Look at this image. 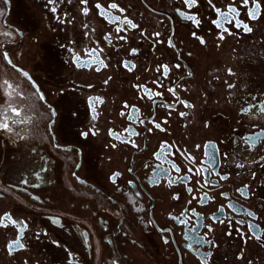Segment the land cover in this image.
Segmentation results:
<instances>
[{
    "label": "flooded vegetation",
    "instance_id": "af4514ba",
    "mask_svg": "<svg viewBox=\"0 0 264 264\" xmlns=\"http://www.w3.org/2000/svg\"><path fill=\"white\" fill-rule=\"evenodd\" d=\"M261 5L0 0V264H264Z\"/></svg>",
    "mask_w": 264,
    "mask_h": 264
},
{
    "label": "snow or ice",
    "instance_id": "6c2138e0",
    "mask_svg": "<svg viewBox=\"0 0 264 264\" xmlns=\"http://www.w3.org/2000/svg\"><path fill=\"white\" fill-rule=\"evenodd\" d=\"M5 2H7V0H5ZM50 2H52V0H50ZM81 3L82 4H86L87 3V0H81ZM184 3L189 8H191V7H193L197 3V0H184ZM209 3L211 4L212 3V0H209ZM241 6L247 8V10H248V16H249L250 19H256L260 15V10H261V6H262L261 5V0H241ZM96 7L98 9H100V14L101 15H106L105 10L103 9L102 5H100L99 3H97ZM108 7L111 8V9H118L121 12L123 11V9H119V6L116 3H111ZM213 8L216 11L217 17H218L216 20L213 21V23L215 24V26L217 28L221 29V33H220V37H219L220 39H223L224 38V33L225 32H229V29H227V28L224 27V24L225 23H233V21H234L235 22V27L243 28V30L246 31V32H250L251 31V28L247 24L243 23L242 21H240L238 19V17H239V9L236 6H234L233 4H229L227 6L226 11L225 10H221L220 8H216L215 5H213ZM52 10L55 11V8H53ZM83 11H84L85 14H87L88 9L87 8H84ZM0 15H3V13L0 12ZM181 15H184V13H181ZM185 18L193 21L197 25L199 24V20H197V18L195 16H186ZM113 20L119 21L120 20V17L119 16L113 17L112 19L109 20V22L111 23V22H113ZM123 23L129 25L132 28H136L137 27V25L134 24V23H132L130 20H128L127 17L124 18ZM121 30L122 29L119 28V27H117V29H116V31L118 33ZM156 35L158 36L159 33H156ZM120 38L123 39V37H120ZM203 42L204 41L201 39V43H203ZM169 43L171 44V39H170ZM133 52H135V50H133ZM86 54L88 56L95 57L96 50L93 49V50L87 52ZM5 59H7V53H5ZM76 61H77V66H91V63L95 62L94 60L93 61L80 62L79 57H76ZM99 63L102 66H106V65H103V61H99ZM163 69H164V73L166 74L168 72V66L167 65L163 66ZM98 70L99 69H97V71ZM25 75H27V74H25ZM5 83H7V82H5ZM9 87H11V85H9ZM140 87H142V86H140ZM169 91L170 92H173V94L175 95V90L174 89H169ZM157 95H158V93H157ZM42 98L43 97H41V99ZM96 101L98 103H102L103 102L100 98H96ZM185 106L190 107V105H187V104ZM125 107H127V105ZM135 111L136 110L134 109V112ZM243 111L247 112L248 109H243ZM261 111L264 112V108H261ZM93 112H95V108H93ZM122 115H123V113H122ZM181 115H186V114L185 113H181ZM93 118H95V116ZM129 118L130 119L132 118V115L131 114H130ZM140 122L143 123V121H140ZM0 127L7 128L9 131H11V129L8 128L7 122H4L3 124H0ZM155 127L156 128H160V124H156ZM132 134L135 135L136 133L133 132ZM84 135H87V133H84ZM110 135H113L117 139H119V136L117 134H115V133L110 132ZM246 140L252 141V137H248V138H246ZM251 146H253V147L255 146V142L254 141H252ZM170 147L171 146L167 145L166 143H162L161 144V150H160V152H157L154 155H156L157 158H159L161 156V153H163L165 151V149H169ZM197 147H200V146L197 145ZM214 148H215V145L212 142H209L208 144H205L204 145L205 156L206 157H213V159H215V154L211 151ZM189 159H194V158L193 157H189ZM211 166H212L211 163H209V167H211ZM238 167H243V165L242 164L241 165H238ZM172 168L176 172H179L180 171L179 167L177 165H175V164L172 165ZM191 171H192V169H189V172H191ZM201 171H203L202 168L196 169V174L197 175L200 174ZM217 174L219 175V173H217ZM115 175L118 176L119 173H116ZM188 178L189 177H180V179H188ZM220 179H226V177L225 176H220ZM169 183L171 184L172 181H169ZM197 183H199V181H197ZM204 183L207 184V183H209V181L205 180ZM246 188H247V186H245V189ZM188 191L191 192L192 189L189 188ZM237 191H239L241 193V195H245V196L247 195V193H246L245 190L238 189ZM221 195L227 196L226 193H221ZM206 197H207V194H205V198ZM189 203H191V202H189ZM228 206L230 208L231 207H235L233 204H229ZM222 210H223V206L221 207V209H219V211H222ZM247 214L249 216H254V213H251V212H249ZM0 219L7 220V221L11 222L12 224L19 223V224L23 225V221L17 222L15 220H12L11 216L8 215V214H5V216L3 218H0ZM179 222L180 223H187V221H183V220H181ZM220 222L222 223L223 221H220ZM238 223H240V222H238ZM3 226H7V225L5 224ZM25 227H26V225H24L23 227H20L19 228V235L17 236V238L14 241H12V242L9 243L8 247H9V251L10 252L12 250L16 249V248H23L24 247V245L20 242V240H21V236L23 235V232H24V228ZM253 227H254L253 225H251V224L249 225V229L250 230ZM191 230L194 231V227ZM209 230H211L210 229V226H209ZM256 238L257 239H260L259 236H257ZM194 242L196 244H201L204 241H203L202 238H197ZM209 243H211V242L209 241ZM189 247H191V245H189ZM202 264H206V261L202 262Z\"/></svg>",
    "mask_w": 264,
    "mask_h": 264
}]
</instances>
